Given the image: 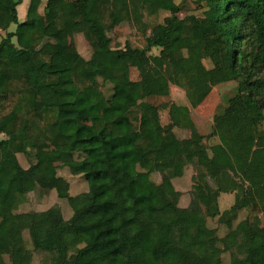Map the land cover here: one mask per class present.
<instances>
[{"label":"trees","instance_id":"obj_1","mask_svg":"<svg viewBox=\"0 0 264 264\" xmlns=\"http://www.w3.org/2000/svg\"><path fill=\"white\" fill-rule=\"evenodd\" d=\"M161 1L47 0L41 11L31 0L19 23L23 0H0V31L18 25L0 43V264L32 261V251L51 256L43 264H224L210 260L217 251L229 254V264H264V231L254 230L250 218L264 215V0H182L202 10L184 18L172 0L170 15L151 29L144 47L114 49L109 33L129 22L147 35L145 13L163 11ZM74 35L89 43V59L71 44ZM172 45H179L177 65ZM101 81L113 86L109 97ZM222 84H234L236 93L214 118L211 147L188 106L152 102L169 97L171 85L191 92ZM41 89L52 97L40 99ZM68 107L88 112L90 123L62 116ZM166 108L170 123L164 126ZM236 118L246 122L249 155L235 137ZM178 130L190 135L180 138ZM47 146L68 162L57 164V151H40ZM19 155L34 161L25 168ZM162 162L168 167L159 173ZM189 167L190 205L214 202L203 225L194 211L182 216L174 209L183 196L175 181ZM62 170L82 178L87 190L74 194ZM136 176L146 180L132 188ZM38 190L53 192L67 211L60 203L19 213L24 198ZM233 194L223 208L221 198ZM208 219L226 234L210 228ZM142 224L149 238L137 237Z\"/></svg>","mask_w":264,"mask_h":264},{"label":"rangeland","instance_id":"obj_2","mask_svg":"<svg viewBox=\"0 0 264 264\" xmlns=\"http://www.w3.org/2000/svg\"><path fill=\"white\" fill-rule=\"evenodd\" d=\"M41 4L40 10L43 11L44 6L46 5L47 0H38ZM31 0H23L22 4L18 7V17H19V23H22L26 20V14L28 7L30 5ZM177 4H181L182 6V12L180 14L181 18H184L188 15H196L201 16L202 10H199L197 5L194 4L191 1H187L183 3L182 0H176ZM161 7L163 8V11L158 13L157 15L150 16L149 14L145 13V20L144 23L147 27V35H144L139 27L134 23L126 22L122 24L121 26L115 28L109 33V37L112 40V46L114 49H123L127 45H131L132 47H144L145 46V40L146 36H148L151 32V29L160 24L164 18L168 17L170 15L169 9L172 5V0H163L160 3ZM94 17L97 19L98 24H100L103 21V17L101 14L97 13L94 15ZM17 24L11 25L9 30L7 32L0 31V43L1 41L7 37L8 33L15 32L17 29ZM13 42H16V39H13ZM70 42L72 45H74L78 52L81 54L82 57L85 59H89L92 54V50L90 48L89 43L86 41L83 35H74L70 37ZM179 48V45H172V47L169 49L171 52V61L172 63L177 65V62L173 56V52ZM153 55H158L159 50H153ZM114 56L115 54H111V59L107 67V74L113 75L114 74ZM207 67H210V64L208 62L205 63ZM133 79H137V72H133ZM101 88L104 91V93L109 97L112 94V88L113 86L109 83H103L101 81ZM236 93V87L234 84H222L218 85L216 87H210V86H204L202 88H199L195 91L186 92L181 88H178L174 85H171L170 88V96L166 98H160V99H154L152 100L153 103L160 105V106H171L172 104L180 105V106H188L191 111L192 120L196 124L198 131L200 134L205 136L207 139L205 140V143L208 147H211L215 144L216 139L210 138V135L213 132V122L214 118L223 113L225 108L228 106L229 99L233 97ZM38 97L40 99H46L51 98L52 93L47 89H41L38 93ZM22 103H19L18 109L19 111H22ZM66 114H69L72 118H76L80 120L83 123L89 124L90 123V117L89 113L86 111H78L74 108H64L62 111V116H65ZM161 121L164 126L168 125L170 123V115H169V108H166L161 111ZM235 137L238 140L243 152L246 155L250 154V151L253 149V143L249 142L245 139V133H246V122L243 118H236L235 119ZM177 134L180 138H183L185 136H189L190 132L188 130L181 131L178 130ZM4 137V136H3ZM40 151H57L59 158L57 164L64 165L68 162V159L63 156L60 151L54 147L47 146L45 148H42ZM19 160L21 164L28 168L33 163V158L30 156L25 155H19ZM178 161V160H176ZM168 167V162H162L157 164L158 172H163ZM61 175L68 178V180L71 183L72 190L74 194H80L87 190L86 184L82 178L79 177H72L70 176V173L68 170H62ZM193 175L192 168L189 167L184 174V177L182 179L175 181V187L177 190L181 191L183 193V196L180 200L179 206H175V211L180 215H185L188 211H194L197 215L196 222L200 225H203L202 219L210 214H212L215 211L214 202L212 200H206V201H198L194 205H190L191 200V177ZM146 179L141 176H136L132 182V188H137L140 186ZM155 181L161 180V174L154 175ZM236 195H230L225 196L221 198V205L223 208H227L231 205L232 199H236ZM62 203L64 211H67V205H65V202H62L57 199L56 195L52 192H43L41 190L35 191L34 193L29 194L24 198L22 201V204L18 208L19 213H30L33 211H45L51 208L52 206L56 204ZM240 206H245V202H242L239 200ZM249 213L247 211L243 212L239 216V221L246 218V216ZM251 222L253 229L256 231H264V215H251ZM208 226L210 228H217L219 229L220 235L224 236L227 231L224 227H221L218 224V221L208 219ZM145 225V224H142ZM225 229V230H224ZM138 238H149L150 237V231L145 226H141L136 233ZM224 242L227 245H232L231 238H225ZM27 243H29L27 241ZM9 244L11 246H14V238L9 239ZM32 251V250H31ZM33 252V259L32 261L29 260V257H26L23 259L22 264H43L44 262H47L51 256L49 254L40 253V252ZM209 258L211 261H218L219 259L223 258L224 264L230 263V256L229 254H223V256L220 254V251L217 252H211L209 254Z\"/></svg>","mask_w":264,"mask_h":264}]
</instances>
